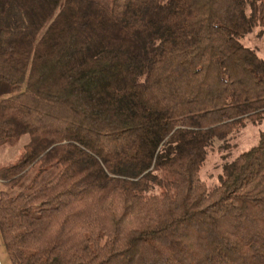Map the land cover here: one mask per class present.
Instances as JSON below:
<instances>
[{"label":"trees","instance_id":"16d2710c","mask_svg":"<svg viewBox=\"0 0 264 264\" xmlns=\"http://www.w3.org/2000/svg\"><path fill=\"white\" fill-rule=\"evenodd\" d=\"M251 35L264 0H0V148L29 137L0 166L10 263L264 264Z\"/></svg>","mask_w":264,"mask_h":264},{"label":"rangeland","instance_id":"374dc122","mask_svg":"<svg viewBox=\"0 0 264 264\" xmlns=\"http://www.w3.org/2000/svg\"><path fill=\"white\" fill-rule=\"evenodd\" d=\"M247 45L256 48L260 55L264 56V43L258 40L254 35L249 36L245 41ZM264 128V127H261ZM258 131V127H247L245 129L244 134L239 138V151L246 150L250 148L252 145L256 143V132ZM29 137L27 135L22 136L16 142L8 144L4 147L0 148V166H5L8 164L13 163L23 152L25 144H27ZM211 162L208 160L207 164L202 167L201 169V176L205 178L206 175L212 171ZM214 173L217 174L216 169ZM210 183V182H209ZM5 190V185L0 181V193ZM5 251L3 248V244L1 241L0 235V252ZM1 255V254H0ZM1 258V257H0ZM0 264L1 261H0ZM5 264H11L6 255V262Z\"/></svg>","mask_w":264,"mask_h":264},{"label":"crops","instance_id":"0c3cea01","mask_svg":"<svg viewBox=\"0 0 264 264\" xmlns=\"http://www.w3.org/2000/svg\"><path fill=\"white\" fill-rule=\"evenodd\" d=\"M0 254H1L0 255V257H1L0 261H1L2 264H5V262H6V253H5V251H1Z\"/></svg>","mask_w":264,"mask_h":264}]
</instances>
